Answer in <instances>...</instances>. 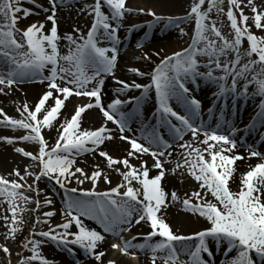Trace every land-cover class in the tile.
I'll use <instances>...</instances> for the list:
<instances>
[{
  "label": "snow or ice",
  "instance_id": "obj_1",
  "mask_svg": "<svg viewBox=\"0 0 264 264\" xmlns=\"http://www.w3.org/2000/svg\"><path fill=\"white\" fill-rule=\"evenodd\" d=\"M25 2L41 8L46 17L42 22L19 29L21 19L35 14L22 7ZM77 3L81 0H48V7H43L36 0H0V94L7 95L5 88L36 77L47 85L35 105L25 102L17 108L19 119L0 109V126L25 133L18 138L4 136L0 140L9 145L17 142L34 145L36 151L22 147L14 150L38 168V172H33L31 166H25L23 174L19 168L14 169L9 175L17 177L16 180L0 176V197L7 202L12 217L10 225L8 216L3 217L8 228L5 239L14 240L22 230L18 227L23 223L17 219L18 208L22 213L28 210L29 203H34L36 208L32 211L38 212L42 206L53 204L50 196H44L42 205L38 198L33 200L25 192H35L39 197L42 190L38 182L44 179L63 190V222L51 225L54 211L44 212L43 218L36 217L30 238L22 245L30 255L24 256L19 264H54L41 251L48 242L73 256L75 249H79L97 264H105L107 253L100 249L108 235L120 241L111 243L112 250L132 259H136L134 249L150 253L151 264H214L215 253L210 242L216 251H223L225 259L221 264H264V153L254 145L240 142L247 147L248 158L255 157L260 162L250 166L237 182L234 165L245 157L236 153L235 137L240 129L228 118L235 117L236 104L241 98L258 97L255 115L244 130H255L257 125L264 127V35L258 36L252 30L254 27L264 31V5H257L256 0L246 3L245 0H193L188 13L179 17L159 16L154 11L140 9L138 14L154 18L147 25L149 29L163 23L165 30H177L183 37L188 33L181 25L192 20L194 34L188 47L180 51L170 55L154 53L160 62L151 71L128 69L138 78H147L148 83L115 79L116 96L105 104L102 100L105 78L114 77L121 51L119 32L126 15L134 10L127 6V0L83 2L77 11L92 17L86 34L74 27L72 32L61 36L58 11L71 9ZM245 8L250 9L251 16L245 14ZM213 12L217 16L226 15L230 28L227 35L218 26L223 21L211 18ZM138 27L143 25L132 26L129 31ZM62 39L67 42L64 53L60 51ZM245 42L247 48L243 47ZM136 48H143V43L137 42ZM136 59L151 62L152 56L144 52ZM199 81L216 88L207 120L202 115L201 100L192 94L189 86L198 88ZM134 89L141 94L120 98ZM152 93L155 110L149 118L141 105ZM71 97L87 98L88 102L77 105L70 116L60 120ZM125 106L131 111H125ZM93 108L102 114L103 122L98 128L85 129L83 115ZM135 122L139 124V138L127 135L134 132ZM109 124L115 127L110 128ZM53 129L57 136L51 143L44 130ZM117 136L129 145L123 159L113 158L102 150L106 142ZM261 138L264 140V133ZM177 152L179 156L173 164L171 158ZM86 154L103 158L106 169L119 174L121 182L108 191H96L100 180L110 185L111 179L99 164H94L90 172L79 167L78 159ZM144 156L152 158L151 167L142 159ZM132 158L141 161L139 167L131 164ZM165 163L173 164L170 174L179 172L196 187L183 197L176 190L166 191L162 184L169 173ZM153 170L157 173L154 176ZM28 178L34 183L27 184ZM86 181L93 185L91 190L71 186L73 182L83 185ZM233 183H237L235 191L231 187ZM174 204L202 218L207 227L190 235L173 231L165 213ZM85 219L95 221L102 231L88 227ZM141 224L150 228L147 235L124 238L125 232ZM40 225H48V229L38 231ZM140 239L144 242L134 243ZM0 251L9 257L11 264L10 248L0 245ZM234 251L236 255L230 257ZM107 264L117 262L109 259Z\"/></svg>",
  "mask_w": 264,
  "mask_h": 264
},
{
  "label": "bare ground",
  "instance_id": "obj_2",
  "mask_svg": "<svg viewBox=\"0 0 264 264\" xmlns=\"http://www.w3.org/2000/svg\"><path fill=\"white\" fill-rule=\"evenodd\" d=\"M37 1V0H36ZM140 2L141 5H130L129 7L132 8L134 11L130 14H128L127 16L129 17V19H133V20H138L139 22H146V19H143V14H138L140 9H144L145 11H151V7H157L159 5H161V3L163 2V0H129V2ZM246 3V0H245ZM257 5H264V0H256ZM244 10H246L245 14L251 16L252 13L250 11V9L245 8ZM68 19V18H67ZM45 20V18H44ZM64 18L62 23L64 22ZM36 21H42V18L36 19L34 20V22ZM70 21V20H69ZM20 25L23 24L22 20L19 21ZM128 24H130V22H127ZM249 23H251V21H249ZM186 32V31H185ZM172 34H177L179 35L178 32L174 31L172 33L169 34L168 38H171ZM180 36V35H179ZM186 36H183L180 38H186ZM166 45H162L159 43H154L152 47H143L141 49L137 48L136 51V56H140L142 55L144 52H147L148 54L151 55V53H156V52H160L161 55H169L172 54L176 51L182 50V48H178L179 45L177 44V46H174V44L172 43V40H167ZM132 44H135L134 42H132ZM171 45V46H170ZM122 47V45L120 46ZM174 48H176V50H174ZM166 53V54H165ZM152 56V55H151ZM124 57L121 58V68H118V73L120 75V77H125L127 76V71L125 70L123 71L122 66H123V62H124ZM157 58L155 56H152V61L151 62H146L143 60H138L136 59V61H132V65L133 67L139 68L142 71H151V69L155 66V64L157 63ZM126 67V66H125ZM210 85V84H209ZM47 85L46 83H41V82H37L34 84H31L28 86L27 91H24L23 88H20V90L22 91V94L24 96V99H21L19 94H15V96L13 97H8V96H2L0 97V104L7 107V109H9L10 111H13V107L16 104H20L21 103H31L32 105H35L39 98L43 95V93L46 91ZM110 90H112V88L109 89L108 92L104 91V98H103V102L105 104L109 103L111 101V99L115 98L116 96V92L114 90V94H112L110 92ZM122 97V95H121ZM120 97V98H121ZM77 97H71L68 101H66V108L62 110V115L60 117V120H63L65 117L70 116L73 113V105L74 103L77 102L76 100ZM145 104L149 103V99H146L144 101ZM254 114V113H252ZM83 128L85 129H95L96 127H99L101 120L103 122V117L101 116V114H99V112L97 110H89L87 111L84 115H83ZM44 135L45 137L51 142L54 143L56 136H57V132L55 129L48 131V130H44ZM0 137H2L0 135ZM31 144V143H30ZM129 149V145L123 141H121L118 136L116 139L112 140V141H108L105 143V145L102 147V150L107 151L111 156H114L113 158L116 159H123L126 156V152ZM178 153V152H177ZM176 153V155H177ZM175 156V155H174ZM143 160L147 161L146 156H144L142 158ZM83 161V162H81ZM131 164L136 165L137 167H139L141 161L132 158L130 160ZM94 164H99L100 167L102 169L105 170L106 174L108 176H110L111 178V184H106L104 183L103 180H100V185L105 184L106 188H104V191H108L111 187H113V182L117 181L116 178H121V176L119 174H117L115 171H108L106 169V163L105 160L101 157H99L98 155H90V154H86L82 157H80L77 161V165L79 167L84 168L86 171H91L92 167ZM149 167H151V163H147ZM166 165V169L169 170V173L166 174V178L162 181V184L165 188L166 191H172V190H176L178 192V194H180L182 196V192L183 189H185V185L186 183L189 184L190 183V179L187 176H181L179 172H177L176 175H172L170 174V170L171 167L168 165L167 163H165ZM25 166H30V162L26 159V158H20L18 155L13 154L10 145L7 144L6 142H4L3 140H0V176H4L6 178H9L11 175H9L10 173H12L14 171V169L19 168L21 170H24ZM36 165H33L32 168H35ZM121 170L123 171V168H121ZM156 172H153L151 175L154 176L156 175ZM183 181V182H181ZM75 182L72 183V187H79L81 190H87L85 188V186L81 185H76L74 184ZM92 184L89 190L92 189ZM193 186V185H190ZM38 187L42 190V194L39 197V200L41 201V204L43 205L44 202V196H50L53 199V203H54V208H50L48 211H54L56 213L55 216L50 218V223L51 225H56L58 223L63 222L64 217L62 216L61 212L63 207H61V205H59V202L61 201V197L58 198L60 201L57 200V198L55 197L54 194H52V191L50 189H46L44 188V184L39 181L38 182ZM231 187L233 189H237V183H233L231 185ZM195 188V187H194ZM62 190V189H60ZM98 191V190H96ZM62 194H63V190H62ZM1 206L4 208V205L1 204L0 201V208ZM44 206L41 207V209L39 211H41V214L43 215V213L47 210L43 209ZM3 211L2 209H0V214H2ZM184 213V214H183ZM2 217V216H0ZM165 219L167 220V222H171V223H175V229L177 231L178 228H180L179 230L181 232L179 233H183L186 235L191 234V230H193L195 225H197L200 221H203L201 218H197L195 216L190 215L189 213H185L182 208L181 205L179 204H174V205H170L167 208V211L165 213ZM135 226V225H134ZM180 226H183L180 227ZM75 230V229H73ZM186 231V232H185ZM37 239H40L39 237H37ZM105 248V246H104ZM79 251V249H76ZM42 253L44 254V256L46 258H48L49 260H54L57 264L59 262V264H71V259L70 256H64L63 258L61 256L58 255V253L55 251H53L52 246L50 245V243H46L44 246H42L41 249ZM138 252H140L139 250H137ZM73 257V255L71 256ZM110 258L105 256L104 260L107 262ZM117 263L118 264H126V260L123 257L117 256L116 258ZM135 261H133L132 264ZM82 264H97V262L93 259L91 262L87 263V261H85ZM140 264H151L150 260L148 261L146 258H140Z\"/></svg>",
  "mask_w": 264,
  "mask_h": 264
},
{
  "label": "rangeland",
  "instance_id": "obj_3",
  "mask_svg": "<svg viewBox=\"0 0 264 264\" xmlns=\"http://www.w3.org/2000/svg\"><path fill=\"white\" fill-rule=\"evenodd\" d=\"M90 1L91 0H81V3L75 4V6L73 8H71V9H66V11L61 9V10L58 11V26L60 25V22L63 21V18L65 19L64 22H68V23L64 24L65 28L64 29L62 28V33H70V32H72L73 28L76 27V28H79L82 32H84L86 34V32H87V30L89 28V25L91 23V18L92 17L88 16L86 13H84V14L79 13L77 11V9H79L81 7V4L83 2L90 3ZM44 2L46 3L45 7H48V0H44ZM192 2H193V0H163L161 5H159L157 7H151V11L156 12V14L159 15V16L179 17V16H183L188 10H190ZM130 5L138 6V5H141V3L138 2V1H136V2H132L131 1V3L129 2V6ZM29 6H30V9H31V7H33V4L28 3V2H25V3L22 4V7L29 8ZM205 7H206V5H205ZM224 7H225V11H226L227 10V2H225ZM245 12H246V10H245ZM43 16L44 15H40L39 17H36V15L34 14V15L28 17L27 19H21L22 22H23L22 26L23 27L29 26L30 23L34 22V20L39 19V18H41ZM211 18L212 19H217V20H222L223 24L222 25H218V26L221 27V30L226 35L229 33L230 28H229V22L227 21L226 15L225 16H217L216 13L213 12L211 14ZM134 22H138V21L137 20H131L130 24H133ZM181 27L185 28V31H187L189 33L190 37L194 34V21L190 20L187 23L182 24ZM252 30L258 36L264 35V31L257 30L254 27H253ZM60 35L64 36L65 34H61V32H60ZM165 40L166 39H162V38L155 39L152 43L158 41V42H160V44L166 45ZM171 40L173 41L174 46H177V44H178L179 45L178 48H182V49L185 48L186 46L188 47V45L190 43V41H188V40H182L177 34H172ZM61 42H62V44H61L60 50L63 51L67 47V42L65 40H63V39L61 40ZM152 43H149L148 45H150ZM151 46H153V45H151ZM243 47L244 48L248 47L246 42L243 45ZM174 50H176V48H174ZM127 66L130 68V64H127ZM30 83H33V82H30ZM25 84L26 83H24L23 85H25ZM28 86H29V84H27L25 86V88H23L24 91H27ZM5 93H7V95L0 94V97H2V96L13 97V96H15V94H19L21 99H24L22 91L21 90L19 91L18 86H15L13 88H5ZM21 102H22V100H21ZM21 102H20V104H16L13 107V111H10L9 109H7V107H5L3 105H0V109H3L4 113H6L8 116L16 118V119H19L20 118V114L17 112V108L21 107L23 105V103H21ZM83 103L84 102H82V104ZM28 104L32 105L30 102ZM0 118H2V117H0ZM101 123H102V120H101ZM24 134H25L24 130H20V129H15L14 130V129H11V128L0 126V135L2 137L7 136V137H11V138H18V137H20V136H22ZM17 147L25 148L28 151H36V147L34 145L30 144L29 142H17V143H15L13 145H10V148H11L13 154L18 155L20 158H25V157H23L21 154H18V153L15 152L14 149L17 148ZM241 148L245 149L246 147L241 146ZM26 159L30 162V166H31L30 170L33 171V172H38L37 166L35 168H32V166L35 165V163L33 161L29 160L28 158H26ZM244 160H242L241 163H240L241 165H244V166H240V167L238 166L239 167L238 170H239L240 173H244L248 169V166H247L248 164ZM257 162H259V161H257ZM255 163L256 162H254V164ZM20 171L23 174L24 170L20 169ZM7 179L16 180L17 177H15L14 175H11ZM116 179H117V181L113 182V184L117 183L118 180H120L118 178H116ZM20 182L24 183V181H20ZM41 182L44 184V188H46V189H51L52 190L54 188L53 183L47 181L46 179L41 180ZM33 183H34V181H33L32 178H28L27 179V184H33ZM88 184L90 185V183H88ZM97 185L98 186H96L97 187L96 189L101 191L103 189V187H102V185H100V182H98ZM24 194L29 196V197H31L33 200H35L37 198L39 199V197H40V196L37 197L35 192H25ZM53 194H54V192H53ZM0 201H1V204L4 205V208L2 206L0 208L3 211V213L0 214V216H2V217H0V245H6L7 247L10 248L11 253H12L11 257H10L11 264H19V261L21 259H23L24 256L30 255V253L27 252L22 247V245H23V243H24L26 238H30L29 234H30V231H31V229L33 227V223H34L35 218L36 217L43 218V215L41 214V211H38V212L32 211L33 209L36 208V205L34 203H29L27 205V209L28 210H26V211H24L22 213L19 212V208H18L17 209V211H18L17 219H22V221H23L22 224L18 225V227L21 228L22 230L19 231L16 234V238L14 240L13 239H7L6 240L5 239V233L8 231V228L5 225V220L3 219V217L4 216H8V224L9 225L12 223V217H11V213L9 211L7 202L4 201V199L2 197H0ZM18 203H19L20 207H23L22 202H18ZM50 208H54L53 204L50 205V206L45 205L43 209L48 211ZM168 223L170 224V226L172 225V226L175 227V223H171L169 221H168ZM47 226L48 225H40L39 228H38V231H40V230L46 231L48 229ZM180 227L183 228V226H180ZM194 227H196V228L191 230V232H196L197 230H201V229L207 227V222L206 221L204 223L199 222ZM91 228H95V229L98 230V228L95 227V226H92ZM178 229H180V228H178ZM105 242H106V245H105V243H103V245L101 246L100 250L105 251L107 253L106 256L110 257V259L111 258H115L118 254H115V253H113L110 250L111 249L110 248L111 244L109 242H107V241H105ZM104 246H105V248H104ZM122 256L123 255H121V257ZM123 257L127 261L126 264H132L133 261L137 260V258L136 259H132L130 257H125V256H123ZM86 259L87 260L83 259V261H81V262H80V259H77V260L72 261L71 264H77V261H79V264H82L85 261H87V263H89V262H91L93 260V259H90V258H86ZM8 261H9V257L5 253L0 251V264H8ZM135 264H139V263H135Z\"/></svg>",
  "mask_w": 264,
  "mask_h": 264
}]
</instances>
